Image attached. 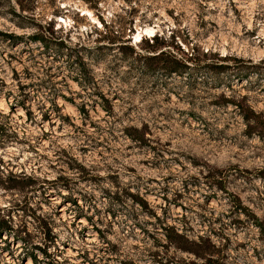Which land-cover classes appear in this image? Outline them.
Here are the masks:
<instances>
[{"label": "rangeland", "instance_id": "obj_1", "mask_svg": "<svg viewBox=\"0 0 264 264\" xmlns=\"http://www.w3.org/2000/svg\"><path fill=\"white\" fill-rule=\"evenodd\" d=\"M28 1L0 0V264H264V0ZM154 35L184 74L138 70Z\"/></svg>", "mask_w": 264, "mask_h": 264}, {"label": "trees", "instance_id": "obj_2", "mask_svg": "<svg viewBox=\"0 0 264 264\" xmlns=\"http://www.w3.org/2000/svg\"><path fill=\"white\" fill-rule=\"evenodd\" d=\"M22 12L30 11L29 1L28 0H15ZM49 31L51 34H54L53 31V25L49 26ZM3 38H10L8 36H3ZM35 42H39L42 45H44L45 48L49 49L51 47L60 49L63 48L62 42L53 41L51 42L46 36L43 34H36L32 38ZM172 43L174 41V37L172 38ZM151 42V43H150ZM168 40H164L157 35H154L153 38L149 40L142 39L140 44H147L148 47L144 48L146 55H141L138 53H135L133 50H131V58L134 59V63L138 65V70H147L151 71V73H162L166 76H172L174 74H184L185 71H187L188 66H186V63L190 60H183L179 59L178 56L171 54L170 52L163 51V49L166 47ZM115 43V42H113ZM124 47L121 46L119 48L120 51H124ZM10 234V233H6ZM8 236V235H6Z\"/></svg>", "mask_w": 264, "mask_h": 264}, {"label": "bare ground", "instance_id": "obj_3", "mask_svg": "<svg viewBox=\"0 0 264 264\" xmlns=\"http://www.w3.org/2000/svg\"><path fill=\"white\" fill-rule=\"evenodd\" d=\"M146 32H147V33H150V32H153V30H150V31H149V30H146ZM145 34H146V33H145ZM136 38H137V39L140 38V34H139ZM137 41H138V40H137ZM1 105H2V103H1Z\"/></svg>", "mask_w": 264, "mask_h": 264}]
</instances>
